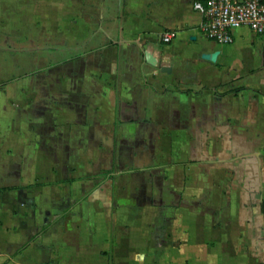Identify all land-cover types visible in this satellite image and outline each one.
Segmentation results:
<instances>
[{
  "label": "crops",
  "instance_id": "1",
  "mask_svg": "<svg viewBox=\"0 0 264 264\" xmlns=\"http://www.w3.org/2000/svg\"><path fill=\"white\" fill-rule=\"evenodd\" d=\"M198 1L0 0V264H264V35Z\"/></svg>",
  "mask_w": 264,
  "mask_h": 264
},
{
  "label": "built area",
  "instance_id": "2",
  "mask_svg": "<svg viewBox=\"0 0 264 264\" xmlns=\"http://www.w3.org/2000/svg\"><path fill=\"white\" fill-rule=\"evenodd\" d=\"M194 9L204 18V35L217 44H233L235 31L242 28L264 35V0H208L206 4L198 1ZM177 36L175 30L168 31L163 42L170 44Z\"/></svg>",
  "mask_w": 264,
  "mask_h": 264
},
{
  "label": "water",
  "instance_id": "3",
  "mask_svg": "<svg viewBox=\"0 0 264 264\" xmlns=\"http://www.w3.org/2000/svg\"><path fill=\"white\" fill-rule=\"evenodd\" d=\"M218 55H219L218 52L214 54H204L203 59L211 61V62H216Z\"/></svg>",
  "mask_w": 264,
  "mask_h": 264
}]
</instances>
